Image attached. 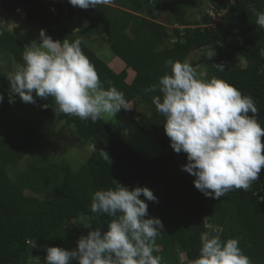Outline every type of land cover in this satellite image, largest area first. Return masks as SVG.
Here are the masks:
<instances>
[{
  "label": "trees",
  "instance_id": "obj_1",
  "mask_svg": "<svg viewBox=\"0 0 264 264\" xmlns=\"http://www.w3.org/2000/svg\"><path fill=\"white\" fill-rule=\"evenodd\" d=\"M1 7L13 14L22 9L54 41L80 39L103 86L107 89L111 82L132 104L131 110L120 112L142 133L157 137L163 153L146 157L104 117L92 123L63 114L53 97L33 93V104L48 119L74 126L80 140L96 146L85 165L73 170L63 157L45 153V143L57 127L38 118H10L9 96L21 98L11 93L8 74L0 72V95L4 96L0 103V264H46L47 247L71 251L89 231L106 232L110 217L91 212V197L117 183L129 190L147 187L157 198L140 197L148 204L146 218H159L164 225L156 238L159 252L154 253L162 264H191L198 258L202 235L217 232L222 240L239 238L252 264H264V168L247 192L236 190L220 199L205 197L195 188V177L182 170L187 154H178L170 146L165 118L152 103V96L159 93L144 91L170 73L167 59L188 61L199 51L190 63L200 78L223 79L251 96L264 126V73L260 72L264 58L259 55L264 28L255 24V12H264V0H99L88 9L52 1L3 0ZM207 8L225 15L214 25ZM164 18L171 28L160 21ZM91 40L107 43L126 69L114 71L88 44ZM25 46L0 24V56L12 57L15 69L23 63ZM214 49L217 55L208 60L205 53ZM213 64H224L225 71ZM129 70L135 72L131 82Z\"/></svg>",
  "mask_w": 264,
  "mask_h": 264
},
{
  "label": "clouds",
  "instance_id": "obj_2",
  "mask_svg": "<svg viewBox=\"0 0 264 264\" xmlns=\"http://www.w3.org/2000/svg\"><path fill=\"white\" fill-rule=\"evenodd\" d=\"M81 9L95 7L99 0H68ZM255 24L264 28V12H255ZM39 43L32 41L23 49V63L8 74L10 91L24 103L36 97H53L57 110L81 120L96 123L105 114L116 115L126 109L124 93L111 82L106 89L81 40L54 41L40 30ZM208 60L217 53H205ZM264 58V48L259 50ZM170 73L144 89L156 93L152 103L164 118L163 126L170 146L186 153L183 171L193 175L194 186L205 197L220 199L228 193L247 192L264 168V126L257 119L258 108L251 96L243 95L223 79L203 80L187 60L167 59ZM225 71L224 64H213ZM264 73V67L260 70ZM4 96L0 95V103ZM14 95L9 103H14ZM43 107H48L44 105ZM251 114V115H250ZM96 146H93L95 150ZM105 160L108 153L100 150ZM156 201L147 187L129 190L117 183L115 188L92 194L90 210L110 217L107 231L91 230L77 240V248H46V264H162L156 238L164 228L159 218L148 217V204ZM191 264H252L240 247L239 238L222 240L219 232L205 233L198 258Z\"/></svg>",
  "mask_w": 264,
  "mask_h": 264
},
{
  "label": "rangeland",
  "instance_id": "obj_3",
  "mask_svg": "<svg viewBox=\"0 0 264 264\" xmlns=\"http://www.w3.org/2000/svg\"><path fill=\"white\" fill-rule=\"evenodd\" d=\"M208 1V0H205ZM3 2V0H0ZM208 7V6H207ZM210 12L212 8H207ZM222 15H216L214 25L221 21L225 15V11L221 12ZM76 27L79 26V20H75ZM160 21L168 25V21L164 18ZM0 24L8 31L14 33L25 45H29L32 41L39 43L40 30L28 19L27 15L21 11L20 14L8 12L4 7L0 8ZM173 27H178L177 25ZM171 28V27H170ZM88 44L96 51V53L117 73L126 69L125 63L120 60L110 46L102 40H91ZM200 55L199 51H194L188 59L191 62L197 59ZM13 61V63H12ZM15 61L12 57L0 56V72L9 74L15 69ZM135 76L133 70H129L128 81L131 82ZM127 110H131L132 104H126ZM8 115L12 119L19 118H38L42 122L51 126L57 127L55 132L47 139L45 153L48 156L58 155L63 157L70 163L73 170H78L85 165L87 159L92 154L93 148L91 145L83 142L76 136L75 127L68 125L64 121L60 124L55 120L48 119V117L39 109V105L33 103H24L22 100H15L11 104ZM105 120L124 137V139L138 152L146 157H156L163 153V146L160 144L157 137L153 135H145L137 129L130 121H127L123 114L119 111L115 116L105 114ZM111 121V122H110ZM41 146L37 147L36 151ZM45 155V154H44ZM27 193H31L27 191ZM182 256V255H181ZM184 260V257L181 258ZM35 262V261H34ZM39 263V262H38Z\"/></svg>",
  "mask_w": 264,
  "mask_h": 264
},
{
  "label": "built area",
  "instance_id": "obj_4",
  "mask_svg": "<svg viewBox=\"0 0 264 264\" xmlns=\"http://www.w3.org/2000/svg\"><path fill=\"white\" fill-rule=\"evenodd\" d=\"M42 1H44V2L52 1V2L55 3V4H56V3H57V4H68V3H69L68 0H42ZM51 10H52V11H55V10H56L55 5L51 7ZM16 11L20 14V12L23 11V10L20 9V8H18V9H16ZM209 13H211V14L214 16V21H215V19H216V17H215L216 14H214V12H213L212 9H211V11H210ZM218 15H222V13L220 12Z\"/></svg>",
  "mask_w": 264,
  "mask_h": 264
}]
</instances>
